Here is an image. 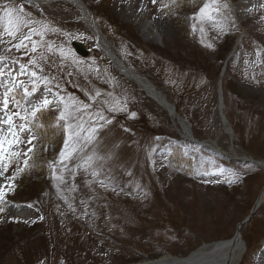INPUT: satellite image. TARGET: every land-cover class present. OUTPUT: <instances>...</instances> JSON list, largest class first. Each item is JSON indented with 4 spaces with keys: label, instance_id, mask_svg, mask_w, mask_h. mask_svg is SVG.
Returning a JSON list of instances; mask_svg holds the SVG:
<instances>
[{
    "label": "rangeland",
    "instance_id": "rangeland-1",
    "mask_svg": "<svg viewBox=\"0 0 264 264\" xmlns=\"http://www.w3.org/2000/svg\"><path fill=\"white\" fill-rule=\"evenodd\" d=\"M85 1L127 65L166 93L198 140L215 141L232 158L182 137L170 113L95 45L73 4L0 0V16L5 7L20 16L15 36L4 31L7 17L0 23V75L3 59L11 60L22 74L36 73L34 94L52 100L33 118L22 92H6L0 78V121L13 116L11 126L0 122V136L14 140L10 127L19 135L13 147L5 144L0 175L10 181L0 201V264L187 256L241 226L248 252L240 264H260L264 203L245 221L264 187V166L250 159H264V0H215V21L192 19L212 0H148L161 33L153 37L126 18L123 0ZM229 57L222 113L234 140L219 109ZM61 96L75 105L66 109Z\"/></svg>",
    "mask_w": 264,
    "mask_h": 264
},
{
    "label": "bare ground",
    "instance_id": "bare-ground-1",
    "mask_svg": "<svg viewBox=\"0 0 264 264\" xmlns=\"http://www.w3.org/2000/svg\"><path fill=\"white\" fill-rule=\"evenodd\" d=\"M30 1L38 4H46L47 6L48 5L50 6L51 3L56 1H64L73 4L80 11V16L78 18L79 21L84 23L89 28V30L94 36L95 45H97L106 55V57H108L111 60L115 69L118 70L126 78L137 84V86L142 91H144L150 98H152L154 101H156L163 108H165L166 111L170 113L174 122V127L180 133V135H182V137H184L187 140L191 139L190 141H192V138L196 139V137L193 134L190 122H188L185 118H184L185 120L182 119V117H180L181 115L178 116L176 114L178 113L176 106H175L176 113L173 111L174 107L170 105L171 101H169V99L167 98L166 93L160 90L158 86L148 77H145L141 73L131 69L125 62L123 56L121 58V56L118 54L119 52L118 49L117 48L115 49L113 47V46L116 47L115 43L108 37V35L103 31L102 27L98 24L95 15L93 14L92 10L88 7V4L85 0H30ZM147 1L148 0H123V2L125 3L124 14L129 21L133 22L134 25H137L140 29H142L146 35L153 37L155 35L154 33L156 29L154 27L155 25L151 21V16H148L150 15L152 9L150 11L149 9H147L146 7ZM156 31H158L159 34H161L160 29H157ZM218 90L220 95L221 92L220 87H218ZM222 95H223V90H222ZM35 101L31 102L30 104L31 108L32 107L34 108L36 106L35 104L37 103L38 98L37 99L35 98ZM220 106L221 103L219 101V107ZM222 123L226 128V132L229 133L231 139L234 140L235 139L234 130L232 129L231 124L224 113L222 115ZM210 146L213 147V145ZM222 151L224 153H227L224 150ZM250 159L256 162L258 165L264 166V159L262 158H258V159L250 158ZM9 183L10 181L0 177V190L4 192ZM258 203L260 206L264 203V187L261 190L259 197L256 201V204ZM250 215L248 217L249 219L247 218L246 220L248 221L250 220L251 218ZM241 230H242V226L239 228V230H237V233L232 238L215 241L212 243H206L200 246L199 248L195 249L194 251H192L187 256H174L170 254H164L158 258L146 259L140 262H135L133 264H240L248 252V244L244 240ZM258 259H260V264H264V250L263 252H261Z\"/></svg>",
    "mask_w": 264,
    "mask_h": 264
},
{
    "label": "snow or ice",
    "instance_id": "snow-or-ice-1",
    "mask_svg": "<svg viewBox=\"0 0 264 264\" xmlns=\"http://www.w3.org/2000/svg\"><path fill=\"white\" fill-rule=\"evenodd\" d=\"M156 0H153V3H155ZM173 2H175V0H173ZM214 4H215V0H212L211 3H205L203 5V7H201L199 9V12L194 15L192 17V19H197V17H199L200 19L204 20H208V21H215V17L213 16V12H218L219 9L218 8H215L214 7ZM224 7H227V5H224ZM262 7H264V5H262ZM16 10L15 9H12V8H8V7H5L3 9V15L0 16V23H2L4 21V18L7 17V26L4 27V31L9 35V36H15L17 31H19V26H20V16L19 15H16L15 17L13 16V13L15 12ZM20 12H23V8L21 7V9L19 10ZM196 30V26L195 24H193V31ZM201 32L204 31L203 28L200 29ZM24 39H31L30 36H25ZM24 46L23 45V40H21V43L16 45L17 48H20ZM208 47H212L211 44L207 45ZM33 51H35V47H33ZM34 62V61H33ZM23 67V66H22ZM33 76L36 75V73H32ZM36 89L33 88V92L35 91ZM50 91V90H49ZM25 94L26 95H31V93L28 92L27 89H25ZM97 95H99V93H97ZM5 96L7 97V93L5 94ZM60 102L61 103H64V106L65 108H69L70 106H73L75 105L76 101L72 98H69L68 101H65L64 97H60ZM7 99L4 100V107L5 109L7 108ZM18 103V102H17ZM51 104V101L47 98H44L42 100L41 103L37 104L33 111L31 112V116L33 118H36L37 117V114L42 112L44 109H46L49 105ZM85 107H87L85 105ZM13 115H16V116H20V113H14ZM134 115V114H133ZM22 120H27V116H21L20 117ZM65 118V112H61L60 114V119H64ZM101 119H103V117H101ZM2 123H6L8 125H12L13 124V116L12 115H8L7 116V119L6 120H3V121H0ZM69 128H71L72 126L71 125H68ZM26 130V125L25 124H21L19 126V131L20 132H23ZM93 132L95 131L94 129L92 130ZM9 132L11 134L12 137H14L15 139L14 140H9L7 139L5 136H0V175H3L4 171L7 170V164H4V159H5V153L7 151V149L5 148V144H7L9 147L13 144V143H18L19 142V135L16 131H12L11 127L9 128ZM75 135H79V133H75ZM69 139H71V135L69 137ZM88 139H91V137H88ZM28 143L31 144L32 143V140L31 138L28 140ZM64 147L65 149H68L69 148V141L68 140H65V143H64ZM29 152H32L33 151V148H29L28 149ZM65 152H61V159L64 158L65 156ZM11 155H15V153H9V156ZM91 159V158H89ZM27 161H25V164L27 165ZM14 179V177H13ZM4 195L5 193L0 190V201L3 200L4 198Z\"/></svg>",
    "mask_w": 264,
    "mask_h": 264
},
{
    "label": "water",
    "instance_id": "water-1",
    "mask_svg": "<svg viewBox=\"0 0 264 264\" xmlns=\"http://www.w3.org/2000/svg\"><path fill=\"white\" fill-rule=\"evenodd\" d=\"M80 48V47H79ZM227 63H228V60L226 61V63H225V67H224V69H223V72H222V75H221V78L223 77V75H224V73H225V71H226V69H227ZM221 83H222V81L220 80V89H221ZM220 103H221V106H220V114L221 115H223V113H222V110H223V95H222V90H221V92H220ZM172 107H174V112H176L175 111V106L174 105H172V104H170ZM258 207H259V203L258 204H256L255 205V207H254V209H253V211H252V213H251V215H250V217L252 216V214L253 213H255V211L258 209ZM246 222V221H245Z\"/></svg>",
    "mask_w": 264,
    "mask_h": 264
}]
</instances>
